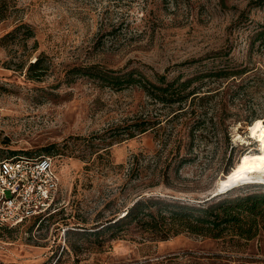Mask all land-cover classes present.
Segmentation results:
<instances>
[{"label":"rangeland","instance_id":"1","mask_svg":"<svg viewBox=\"0 0 264 264\" xmlns=\"http://www.w3.org/2000/svg\"><path fill=\"white\" fill-rule=\"evenodd\" d=\"M5 2L0 159L52 156L59 192L53 215L0 228V264H264V213L240 209L243 226L254 218L249 238L232 223L200 234L169 218L170 203L264 194L257 179L221 184L262 154L249 125L264 117V0ZM40 54L43 72L29 71ZM76 66L137 70L175 91L189 82L164 102ZM140 120L147 130L128 138ZM147 198L150 214L123 217Z\"/></svg>","mask_w":264,"mask_h":264},{"label":"trees","instance_id":"2","mask_svg":"<svg viewBox=\"0 0 264 264\" xmlns=\"http://www.w3.org/2000/svg\"><path fill=\"white\" fill-rule=\"evenodd\" d=\"M6 4L5 0H0V20L6 18V13L3 10V6ZM264 33V32H263ZM96 66L81 67L76 66L73 68L77 73H87L89 76L99 77L102 81H105L107 84L111 85H131L135 84L139 87H142L144 91L152 96L153 98L159 99L164 102L171 101L172 99L183 97L182 89H185L188 85L187 80L181 81L178 83L176 91L173 90L174 82L167 81L163 84H156L155 82L148 79L141 73H138L137 70H130L123 74H116L112 70H98L93 72ZM43 56L38 55L32 62L28 65L29 71H39L43 72ZM40 75V74H37ZM39 77V76H38ZM160 81H165V76H158ZM134 128L129 130L127 137L135 136L138 131L144 132L147 130L146 122L144 120L136 121ZM55 166V164H54ZM156 202L152 198L147 199H137L131 206L127 207L124 218L130 217L133 213L138 211L136 215L150 214V212H144L140 207L148 202ZM176 207L178 210H171L169 213L170 221L176 223L179 227L187 229L194 233L205 234L210 230L217 228L223 224L232 223L236 225L237 233L244 237H251L255 233H251V228L253 226L254 218H250V226L245 227L241 224L244 218L240 216L241 208L248 215L256 216L264 213V194H245L237 195L231 198H225L218 202L208 204L206 206H195L189 204H175L170 203ZM58 211V210H56ZM56 211L51 212L46 216L35 215L30 218V220H40L45 217H49L56 213ZM161 212V211H160ZM159 218L164 219L165 216L159 213ZM143 216L140 217L139 221H143ZM119 220V219H118ZM117 221V220H116ZM145 223V222H144ZM156 224H152L155 226Z\"/></svg>","mask_w":264,"mask_h":264},{"label":"built area","instance_id":"3","mask_svg":"<svg viewBox=\"0 0 264 264\" xmlns=\"http://www.w3.org/2000/svg\"><path fill=\"white\" fill-rule=\"evenodd\" d=\"M59 177L50 155L0 159V228L54 212Z\"/></svg>","mask_w":264,"mask_h":264},{"label":"bare ground","instance_id":"4","mask_svg":"<svg viewBox=\"0 0 264 264\" xmlns=\"http://www.w3.org/2000/svg\"><path fill=\"white\" fill-rule=\"evenodd\" d=\"M251 137L255 136L262 151L261 155H252L241 159L221 180L223 186H230L248 178L264 181V117L256 118L249 125Z\"/></svg>","mask_w":264,"mask_h":264},{"label":"water","instance_id":"5","mask_svg":"<svg viewBox=\"0 0 264 264\" xmlns=\"http://www.w3.org/2000/svg\"><path fill=\"white\" fill-rule=\"evenodd\" d=\"M229 187V186H228Z\"/></svg>","mask_w":264,"mask_h":264}]
</instances>
